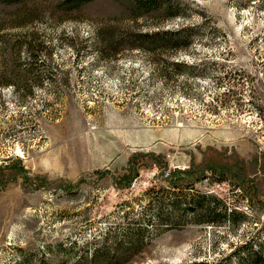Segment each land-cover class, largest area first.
<instances>
[{"label": "rangeland", "instance_id": "374dc122", "mask_svg": "<svg viewBox=\"0 0 264 264\" xmlns=\"http://www.w3.org/2000/svg\"><path fill=\"white\" fill-rule=\"evenodd\" d=\"M181 1L183 16L161 19L128 14L115 0H0V69L14 40L37 46L26 79L15 89L0 83V264H111L93 261V248L113 247L152 190L171 189L161 176L175 169L201 176L195 188L246 219L149 225L118 264H207L246 241L264 250V7ZM190 22L201 36L178 57L206 62L203 74L163 79L148 53L109 59L87 50L94 25ZM45 53L50 62H41Z\"/></svg>", "mask_w": 264, "mask_h": 264}, {"label": "trees", "instance_id": "16d2710c", "mask_svg": "<svg viewBox=\"0 0 264 264\" xmlns=\"http://www.w3.org/2000/svg\"><path fill=\"white\" fill-rule=\"evenodd\" d=\"M90 0H65L69 6H80ZM120 3L123 9L131 15L154 13L161 19H168L174 16H183L184 3L181 0H115ZM250 3L258 2L264 7V0H249ZM240 5L241 0H235ZM201 25L182 23L175 27H162L156 25L153 30H134L130 26H121L115 24H102L101 26H92L91 34L85 40L89 42L88 51H93L97 58H113L122 55L127 50H139L148 53L154 63L153 69H157L163 79H167L170 74L177 70L179 74L193 73L198 69V73L203 74L200 69L205 67L206 62L198 63L195 60L188 63L178 57L180 52H186L194 44L201 34L199 29ZM213 31L218 32L217 26H212ZM9 53L2 50V66L0 69V83L10 84L17 88L19 82H23L30 71L35 68L37 46L31 44V41L17 39L11 42ZM26 50L28 55L26 59L20 60V50ZM41 59V62L52 60L50 53ZM32 55V56H29ZM35 57V58H34ZM42 58V57H41ZM34 65V66H33ZM200 67V69H199ZM185 68V70L183 69ZM170 70V71H169ZM19 160V158H17ZM212 173L220 175V170L212 168ZM189 170L175 169L165 176H161L171 189L161 188L154 190V196L149 199L147 209L143 210V215L136 216L123 231L120 239L116 240L114 246H96L93 248L90 258L99 263L106 261L111 264H118V259L123 255L130 256L137 252L138 247L143 242L142 233L148 229L149 225L156 226H173L182 224H209L227 223L236 226L238 221L245 220L246 214L229 205L223 198L208 192L201 191L194 187L201 176L189 175ZM136 175L135 169L124 174L125 181L129 183L131 178ZM235 177V176H234ZM237 179V177H235ZM246 190L242 184H239ZM249 195V192H248ZM251 204V202H250ZM148 222L137 220H145ZM136 220V221H135ZM134 224V225H132ZM95 237V236H94ZM263 243L254 241L245 242L236 245L231 249L225 258L211 259L205 261L207 264H260L264 262ZM66 246L65 249H71ZM85 255V254H84ZM82 255V258L86 259ZM71 256V254H70ZM69 256V257H70ZM68 257V256H67ZM81 258V255H79ZM195 263V262H193ZM77 264V263H73Z\"/></svg>", "mask_w": 264, "mask_h": 264}]
</instances>
